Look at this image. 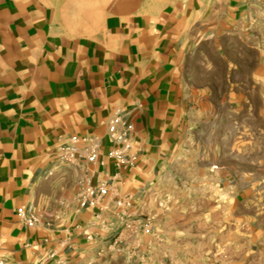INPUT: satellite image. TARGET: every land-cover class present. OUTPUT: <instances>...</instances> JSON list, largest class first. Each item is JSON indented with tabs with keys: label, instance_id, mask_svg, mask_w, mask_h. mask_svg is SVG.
<instances>
[{
	"label": "crops",
	"instance_id": "obj_1",
	"mask_svg": "<svg viewBox=\"0 0 264 264\" xmlns=\"http://www.w3.org/2000/svg\"><path fill=\"white\" fill-rule=\"evenodd\" d=\"M117 114L135 127L132 169L107 158ZM236 129L264 140V0H0V264H127L136 245L154 264H264V143L236 152ZM73 136L99 141L105 166L89 169L119 174L135 214H162L112 258L85 233L113 240V198L94 226L76 202L85 164L57 157Z\"/></svg>",
	"mask_w": 264,
	"mask_h": 264
},
{
	"label": "built area",
	"instance_id": "obj_2",
	"mask_svg": "<svg viewBox=\"0 0 264 264\" xmlns=\"http://www.w3.org/2000/svg\"><path fill=\"white\" fill-rule=\"evenodd\" d=\"M109 125L113 128L109 137L114 145L107 152V158L114 162L119 169L135 168L139 155L134 152L132 144V134L135 127L124 115L117 114L114 116ZM100 143L94 137L73 136L67 144L62 145L57 150L58 159L73 167H83L84 174L79 182L76 202L79 211H93V218L97 224L96 227L107 229V224L102 219L103 211L108 209V202L111 198L114 200L116 210L117 226L110 227L114 233L113 240H103V243L111 245L116 250L122 249L121 244L126 241L137 240L139 235L152 236L153 224L152 219L143 214L141 211L133 212L134 196L126 194L120 196L117 191L112 189V181L118 177L115 175L111 182L106 179H99L95 172L89 169V166H105V162L100 159ZM84 162V163H83ZM98 178V179H97ZM18 217L27 227L33 228L38 219L32 210L27 211L21 207L17 211ZM117 231V232H115ZM88 242L97 241V237L90 232L85 233ZM139 246L136 245L128 250L132 258L138 256ZM102 253V251H100ZM145 256L142 255L144 259Z\"/></svg>",
	"mask_w": 264,
	"mask_h": 264
},
{
	"label": "rangeland",
	"instance_id": "obj_3",
	"mask_svg": "<svg viewBox=\"0 0 264 264\" xmlns=\"http://www.w3.org/2000/svg\"><path fill=\"white\" fill-rule=\"evenodd\" d=\"M223 119H224L223 122L220 121V123H219L220 124V126H219L220 127V131L218 132L219 151H220L221 156H222V152L224 153V151H226V150H222V146H225L223 144L226 143V136H228V134L225 132V125L227 124L226 123V118H223ZM250 119H251L250 120L251 124H258V118L251 117ZM248 120H249V118L239 117V118H235V120L232 123L236 126V128L238 127V129H240V128H242L240 125H243V124L247 125L249 123ZM229 121H231V120L229 119ZM238 129H236V132L234 133V139L236 141V145L240 147V148L236 149V152H239V153H244L245 152L246 154L249 153L251 155V157H258L259 142L263 141V143H264V140H262V138H260L263 135L258 133V132H254V131H252V132H243V131H241L242 129L240 131ZM231 135H233V134L231 133ZM229 136H230V134H229ZM243 144H244V148H243ZM254 166L255 165H253V164L251 165V167H254ZM177 183H178V181H177ZM167 188H168V186H167ZM169 188L171 189L172 185ZM183 200H184V198L180 197L179 194H177V193L174 196V198H172V199H171V197L168 198V197L159 196V197L156 198L155 201H153L151 203V206H153L156 209L157 208L158 209H162L163 206L166 205V202H167V204H170V205L172 204V202L174 204H180V203L183 202ZM203 200H208L209 201V200H211V198L210 197H204ZM219 201H220V203L223 202L224 204H226L227 199H226L225 196H222L220 194L219 195ZM151 210L152 211L149 212L150 211V209H149L148 212L150 213L149 215L151 217L154 216V220L151 218L152 219V224H156L157 220L159 219V217L162 216V214L161 213L157 214V211H153V209H151ZM148 212L145 211L144 214L147 215ZM97 241H98L99 249L102 250V254L105 253L110 258H112L114 255L119 253L118 250H116L114 248H111L110 244H107L105 242L103 243L102 239H99ZM123 249L128 251L125 247ZM138 256H140L139 257L140 259L133 258L130 261H128L129 263H127V264H154L153 260L152 261L149 260L150 255L145 256L144 259L141 257V255H138Z\"/></svg>",
	"mask_w": 264,
	"mask_h": 264
}]
</instances>
